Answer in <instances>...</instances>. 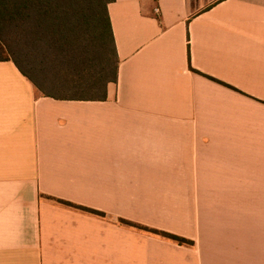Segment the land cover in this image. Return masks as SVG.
<instances>
[{
	"label": "crops",
	"instance_id": "crops-1",
	"mask_svg": "<svg viewBox=\"0 0 264 264\" xmlns=\"http://www.w3.org/2000/svg\"><path fill=\"white\" fill-rule=\"evenodd\" d=\"M108 10L104 101L0 61V264H264V0Z\"/></svg>",
	"mask_w": 264,
	"mask_h": 264
},
{
	"label": "trees",
	"instance_id": "trees-1",
	"mask_svg": "<svg viewBox=\"0 0 264 264\" xmlns=\"http://www.w3.org/2000/svg\"><path fill=\"white\" fill-rule=\"evenodd\" d=\"M116 0H0V61L12 60L14 46L29 53V80L58 100L104 101L116 84L119 58L108 7ZM66 206L69 202L59 201ZM78 209L103 216L95 210ZM124 223L173 240L194 242L145 226Z\"/></svg>",
	"mask_w": 264,
	"mask_h": 264
},
{
	"label": "rangeland",
	"instance_id": "rangeland-1",
	"mask_svg": "<svg viewBox=\"0 0 264 264\" xmlns=\"http://www.w3.org/2000/svg\"><path fill=\"white\" fill-rule=\"evenodd\" d=\"M11 53H12V56L17 60L19 61L21 67L25 70L26 69V64H27V61H28V56H29V53H27V51H23L20 49V47L18 46H14V48H12L11 50ZM8 55V52L5 51V53H0V56H3V57H7ZM26 71V70H25Z\"/></svg>",
	"mask_w": 264,
	"mask_h": 264
}]
</instances>
